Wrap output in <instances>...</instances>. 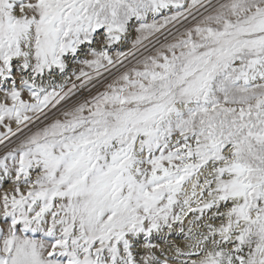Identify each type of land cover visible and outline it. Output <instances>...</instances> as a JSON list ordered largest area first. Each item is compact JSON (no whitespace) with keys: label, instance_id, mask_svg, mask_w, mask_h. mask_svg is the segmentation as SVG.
Listing matches in <instances>:
<instances>
[{"label":"snow or ice","instance_id":"6c2138e0","mask_svg":"<svg viewBox=\"0 0 264 264\" xmlns=\"http://www.w3.org/2000/svg\"><path fill=\"white\" fill-rule=\"evenodd\" d=\"M0 264H264V0H0Z\"/></svg>","mask_w":264,"mask_h":264}]
</instances>
